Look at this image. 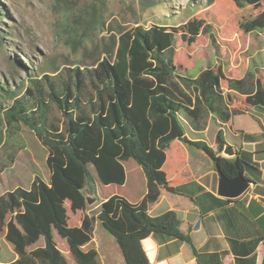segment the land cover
<instances>
[{
    "label": "trees",
    "instance_id": "trees-1",
    "mask_svg": "<svg viewBox=\"0 0 264 264\" xmlns=\"http://www.w3.org/2000/svg\"><path fill=\"white\" fill-rule=\"evenodd\" d=\"M138 1L142 10L159 5V0ZM214 1L206 0V4ZM233 1L237 8L262 6L256 20L264 25V0ZM107 2L91 0L74 11L65 8L72 31L80 32L81 46L98 42L100 34L108 40L101 49L103 57L90 68L81 64L67 69L66 77L58 82L48 75L41 79L28 75L30 85L21 97L18 91L0 86V93L12 101L8 107L0 105L6 127L23 125L29 129L46 148L50 171L48 182L37 176L30 189L18 187L0 195V233L4 232L18 256L29 255L46 264H68L54 240L55 230L66 241L76 264H97V252L83 249L96 221L115 239L126 264L144 262L140 241L153 233L190 243L173 211L152 217L147 209L148 202L157 199V187L176 192L163 170L166 150L174 141L201 151L229 178L251 167L239 151L230 159L222 155L227 144L226 125L244 114L228 103L227 94L231 99L242 98L245 106L264 114V81L255 77L254 70L248 71L240 79H228L225 92L213 68L190 77L173 63L175 42L179 36L189 39L202 34L214 42L212 26L192 19L149 27L137 23L114 33L106 20ZM57 72L54 69L53 73ZM19 88L23 89L24 83ZM47 101L60 111L62 128L49 121ZM207 118L219 125L215 148L190 137V133L204 130ZM240 134L247 140L264 138V133ZM128 160H133L146 178L143 199L134 204L112 195L100 203L95 217L85 214L78 227L70 226L64 201H70L73 211H84L85 187L98 182L123 186V163Z\"/></svg>",
    "mask_w": 264,
    "mask_h": 264
},
{
    "label": "rangeland",
    "instance_id": "rangeland-1",
    "mask_svg": "<svg viewBox=\"0 0 264 264\" xmlns=\"http://www.w3.org/2000/svg\"><path fill=\"white\" fill-rule=\"evenodd\" d=\"M90 1L0 0V86L18 91V97H21L30 85L28 75L37 79L48 75L58 82L66 77L67 69L81 64L90 68L97 59H101V49L108 42L104 34L98 36V42L81 46L80 32L72 31V20L65 14V8L72 11L73 8ZM107 1L106 20L115 29L114 33L127 31L137 23L149 27L153 23L181 24L192 19L203 20L207 26H212L214 42L204 34L189 39L179 36L175 42L173 63L190 77H196L207 67L213 68L220 75L221 86L225 92L228 79H240L248 71L254 70L255 77L264 81V25L256 20L262 6L257 9L250 6L237 8L233 0H215L210 6L206 4V0H159L158 6L142 10L138 0ZM73 39L76 43L71 42ZM54 69H58V72L53 73ZM21 83H24V88L20 90ZM11 103V99L0 93L2 107H8ZM228 103L244 113L234 117L233 128L239 127L253 132L258 130L255 122L264 124V114L245 106L242 98L231 99ZM47 104L50 105L49 121L62 128L63 118L60 111L49 101ZM29 107L33 109L34 102H29ZM205 123L200 134L190 133V137H198L215 148V135L219 125L210 118ZM232 131L229 128L225 130L227 141H239L240 138H235ZM177 147L173 143L166 152L169 156L175 155L173 153ZM195 151L194 148L190 149L192 153ZM177 155L181 153L178 152ZM46 158V148L29 129L23 125L11 129L6 127L0 113V195L12 192L18 187L30 189L37 176L48 182L50 171ZM169 158L164 170L170 175L173 164L171 157ZM123 164L126 172L124 186H104L99 182L95 186H86L83 193L85 197L92 198L93 202H86L84 211H73L70 201H64L70 226H77L85 214L95 217L104 198L118 195L135 201L142 195L146 188V178L141 168L133 160ZM96 222V230L101 231L98 235L115 242L99 222ZM54 234L63 253L67 243L55 230ZM39 244H44L43 239H40ZM65 257L68 264H76L69 252ZM14 258L13 247L5 240L4 232H1L0 261L7 264ZM30 258L20 256L19 261L16 259L12 264H35Z\"/></svg>",
    "mask_w": 264,
    "mask_h": 264
},
{
    "label": "crops",
    "instance_id": "crops-1",
    "mask_svg": "<svg viewBox=\"0 0 264 264\" xmlns=\"http://www.w3.org/2000/svg\"><path fill=\"white\" fill-rule=\"evenodd\" d=\"M233 120L234 117L225 128L233 130V136L240 140L227 143L236 147L251 165L243 171L251 181L249 188L233 201L218 196V175L212 162L201 151L195 149L192 153L191 148L174 141L178 146L174 150L175 155L169 156L166 152L163 170L171 157L173 172L170 175L164 172L176 192L170 193L157 187V199L148 202L147 209L152 217L173 211L190 243L160 233L150 234L140 241L144 255L142 264H264V138L247 140L240 134L261 135L264 124L254 121L258 130L252 132L233 128ZM178 152L181 155L176 156ZM145 193L146 188L137 200L126 199L137 204ZM96 224L90 241L83 249L93 248L97 252V264H126L116 241L98 235L101 231L96 230ZM53 235L55 240L54 230ZM64 248L65 256L69 250L66 245ZM19 257L15 254L12 262L19 261ZM30 260L35 264H44L36 258ZM0 264L5 262L0 261Z\"/></svg>",
    "mask_w": 264,
    "mask_h": 264
},
{
    "label": "water",
    "instance_id": "water-1",
    "mask_svg": "<svg viewBox=\"0 0 264 264\" xmlns=\"http://www.w3.org/2000/svg\"><path fill=\"white\" fill-rule=\"evenodd\" d=\"M228 101H231L230 95L227 94ZM237 154L236 147L226 144L222 150V155L225 158H233ZM218 175L217 195L227 199H236L240 197L250 186L251 181L245 177L244 172H239L234 177H227L223 172L216 169ZM87 203L91 204L92 198L86 197Z\"/></svg>",
    "mask_w": 264,
    "mask_h": 264
}]
</instances>
